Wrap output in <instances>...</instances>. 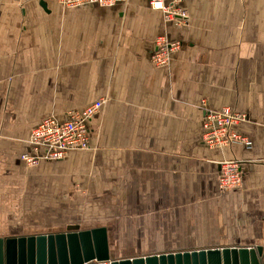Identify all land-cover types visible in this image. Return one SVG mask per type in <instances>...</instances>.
<instances>
[{
	"label": "crops",
	"instance_id": "obj_1",
	"mask_svg": "<svg viewBox=\"0 0 264 264\" xmlns=\"http://www.w3.org/2000/svg\"><path fill=\"white\" fill-rule=\"evenodd\" d=\"M182 6L189 26L166 23L149 0H0V239L78 225L106 228L110 250L115 237L150 248L135 257L264 246V0ZM161 36L181 43L163 67L152 62ZM100 100L88 150L22 160L45 118L65 122ZM224 108L247 115L234 130L250 149L203 142L205 109ZM229 159L243 183L222 192ZM84 214L107 219L87 226Z\"/></svg>",
	"mask_w": 264,
	"mask_h": 264
},
{
	"label": "built area",
	"instance_id": "obj_2",
	"mask_svg": "<svg viewBox=\"0 0 264 264\" xmlns=\"http://www.w3.org/2000/svg\"><path fill=\"white\" fill-rule=\"evenodd\" d=\"M128 0H58L67 8L90 5L113 7ZM185 0H149L152 9L161 11L166 23L176 26H189V15L182 4ZM181 48L180 42H171L166 36L156 41V49L152 55V62L156 66H167L171 56ZM105 105L100 100L83 111L71 112L68 120L59 122L55 117L45 118L31 134L30 143L32 154H24L22 160L28 166H38L42 162L64 160L72 151L88 150L89 130L88 122L95 117ZM203 106H206L205 102ZM248 121L245 113L224 108L221 111L205 109L203 123V142L211 149H223L234 145L252 147V142L237 133L234 128ZM242 163L237 160H223L220 163L218 177L219 189L224 191L236 190L242 186Z\"/></svg>",
	"mask_w": 264,
	"mask_h": 264
},
{
	"label": "water",
	"instance_id": "obj_3",
	"mask_svg": "<svg viewBox=\"0 0 264 264\" xmlns=\"http://www.w3.org/2000/svg\"><path fill=\"white\" fill-rule=\"evenodd\" d=\"M25 242L28 247H25ZM0 264H264V246L217 248L112 260L106 228L0 239Z\"/></svg>",
	"mask_w": 264,
	"mask_h": 264
},
{
	"label": "rangeland",
	"instance_id": "obj_4",
	"mask_svg": "<svg viewBox=\"0 0 264 264\" xmlns=\"http://www.w3.org/2000/svg\"><path fill=\"white\" fill-rule=\"evenodd\" d=\"M85 197V196H84ZM86 198V197H85ZM86 201V199H85ZM121 218L120 221H123L124 216L120 215L118 216ZM84 218V219H83ZM85 220L87 226H91L93 224H97L98 222L101 223V220L107 219L106 215L103 214H84L81 216H78V221ZM98 221V222H96ZM122 232H114V235L120 236ZM116 238V237H115ZM115 238L111 241L112 246H111V257L112 260H121V259H133L135 258V255L141 254L143 252L148 251L146 247H132L130 245H118V240H115Z\"/></svg>",
	"mask_w": 264,
	"mask_h": 264
}]
</instances>
